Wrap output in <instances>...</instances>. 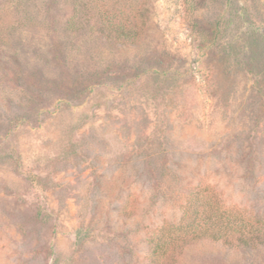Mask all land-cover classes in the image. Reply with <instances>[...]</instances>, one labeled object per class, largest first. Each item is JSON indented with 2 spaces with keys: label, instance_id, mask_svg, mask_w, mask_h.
<instances>
[{
  "label": "rangeland",
  "instance_id": "rangeland-1",
  "mask_svg": "<svg viewBox=\"0 0 264 264\" xmlns=\"http://www.w3.org/2000/svg\"><path fill=\"white\" fill-rule=\"evenodd\" d=\"M189 1L0 0V264H150L196 186L264 216V0Z\"/></svg>",
  "mask_w": 264,
  "mask_h": 264
},
{
  "label": "trees",
  "instance_id": "trees-1",
  "mask_svg": "<svg viewBox=\"0 0 264 264\" xmlns=\"http://www.w3.org/2000/svg\"><path fill=\"white\" fill-rule=\"evenodd\" d=\"M191 12V1L185 0ZM100 32L118 43H134L136 34L122 26L100 24ZM181 216L172 224L163 222L149 238L150 264H171L181 249L198 240H211L239 247L264 246V216L227 205L208 187L190 189L179 204Z\"/></svg>",
  "mask_w": 264,
  "mask_h": 264
}]
</instances>
